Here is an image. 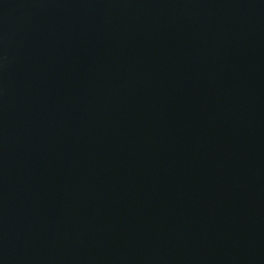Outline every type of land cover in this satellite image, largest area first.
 <instances>
[{"label":"water","instance_id":"water-1","mask_svg":"<svg viewBox=\"0 0 264 264\" xmlns=\"http://www.w3.org/2000/svg\"><path fill=\"white\" fill-rule=\"evenodd\" d=\"M0 264H264V0H0Z\"/></svg>","mask_w":264,"mask_h":264}]
</instances>
